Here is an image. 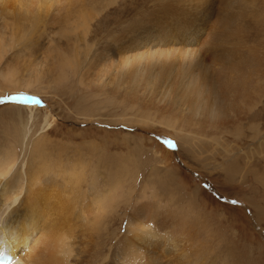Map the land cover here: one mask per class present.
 <instances>
[{
  "label": "bare ground",
  "instance_id": "bare-ground-1",
  "mask_svg": "<svg viewBox=\"0 0 264 264\" xmlns=\"http://www.w3.org/2000/svg\"><path fill=\"white\" fill-rule=\"evenodd\" d=\"M42 1L57 2L53 8L44 3L51 14L48 22L54 25L51 30L57 36L52 39H58L55 46L48 43L47 35L38 27L43 40L38 36L30 47L27 43L21 47L20 42H27L26 21L29 19L22 10L28 11V6L20 7L21 10L11 8L9 0L3 6L0 4V62L16 46L17 57H13L16 59L27 48L28 52H33L29 55L38 56L39 51L44 57L46 55L45 58L42 56L43 60L42 57L33 61L18 58L20 64L25 63L24 69H19L21 71L14 69L10 59V66L3 64L4 70L8 66L15 70L13 73L20 72L15 88H23L26 92L46 89L55 77L61 79L57 76L59 73L69 69L80 75V81L85 78L92 87L106 88L112 95L119 94L127 99L139 95L141 100H146V95L152 96L146 101L155 105L154 111L167 112L178 118L180 121L173 123L178 129L182 126L192 131L191 126L198 125L203 130L207 124L219 128L231 117L241 123L248 109L247 114L254 115L252 104L258 100L264 84V60L258 56L264 38L258 37L262 29L252 25L249 30L245 21L257 9L249 10L261 7L262 0H156L159 12L166 20L151 16L139 26H128L121 37L117 35L119 38L107 40L100 51H92L93 47L89 46L83 48L81 39L89 38V22L111 2L104 1L101 6V0ZM35 11L30 12L33 15ZM57 15L62 16L56 18ZM40 17H37L39 20H33V16L31 19L44 27V21H41L44 17ZM206 17L209 18L204 20ZM4 18H7L6 22ZM263 19L264 5L255 20L261 22ZM202 20L209 21L210 25L207 29L201 27L206 34L201 46L195 48L193 41L202 34L197 27ZM172 36H177V41H171ZM177 44H183L185 48ZM25 56L23 58H28ZM33 107L36 105L30 107L27 102L24 105L28 110L26 115L19 112V124L11 121L16 129H10L8 133L21 147L13 146L11 140L12 146L0 141V253L9 251L14 256L12 264H216L212 256L214 249L198 237L200 234L197 235L196 229H189L184 217L181 221L171 218L175 211H170V207L161 213L167 216L161 217L152 213L150 204L138 207L128 222V234L124 237L120 257L117 260L114 255L112 257L115 249L111 248L101 259L106 246L96 239V235L103 229L96 230L90 240L81 235V174L77 172L81 169V154L75 150L69 153L68 149L61 150L60 147V151H48L49 144L45 146V141L42 143L38 138L28 142L34 130H31L35 116ZM44 124H49L46 117ZM55 153L59 155L54 156ZM21 155L23 158L20 159ZM235 165L230 168V173L237 172L236 168L239 170ZM169 195L175 197L173 193ZM140 196L145 198L146 192ZM148 215L156 218L149 220ZM161 222H167V227ZM150 225L151 231L143 229ZM103 236L104 231L98 234L100 239ZM196 246L198 248H194ZM222 264H226V258L222 259Z\"/></svg>",
  "mask_w": 264,
  "mask_h": 264
},
{
  "label": "rangeland",
  "instance_id": "rangeland-1",
  "mask_svg": "<svg viewBox=\"0 0 264 264\" xmlns=\"http://www.w3.org/2000/svg\"><path fill=\"white\" fill-rule=\"evenodd\" d=\"M9 1L12 2L9 3L12 4L11 8L29 7L28 11L22 10L27 13L29 19L26 21L27 42H20L21 47L24 43L30 47L38 36L42 41L43 33L47 35L48 43L57 45L55 42L58 39L53 40L57 36L51 30L54 25L48 22L51 14L47 11L48 5L45 6L53 1L49 3L42 0ZM104 1L111 3L97 18L89 22V26L91 25L89 38L81 39L83 48L89 46L93 47L92 51L95 49L100 51L107 40L119 38L117 35L121 37L128 26H139L151 16L154 19L166 20L159 12L156 0H101L99 5L104 6ZM4 2L8 3V0H0L1 6ZM31 2H35L33 6L36 7L31 6ZM262 2L261 7L256 6L257 8L249 10L252 12L259 9L245 21L249 30L255 25L262 29L258 34L259 38H264V19L259 22L255 18L263 9L264 0ZM56 3L50 6L53 8L57 6ZM204 5L207 6L209 3ZM52 8L50 10L54 11ZM32 10L43 15L38 16L34 13L32 15ZM32 16L33 20L34 18L39 20L38 18L43 16L41 21H44V27H41V23L37 24L38 21H33ZM61 16L57 15L56 18ZM6 19L4 18L5 22ZM204 20L197 25L202 34L195 37L193 41L195 48L201 46L200 43L206 34L201 27L207 29L210 25L209 21ZM36 28L38 30L42 28L43 33ZM20 34L22 31L18 35ZM180 38L186 42L184 37ZM177 39V36H172L171 41ZM27 49H23V52L24 50L26 52L22 53L28 58H23V54L18 58L33 61L36 57H44L41 51L38 56L29 55L33 52L31 53V50L28 52ZM11 51L2 59V63L0 62V141L6 146L9 144L12 146L14 143L13 146L16 148L21 147L8 131L16 129L13 127V121L19 124V112L26 115L28 110L24 105L28 102L30 107L36 105L33 107L35 116L31 126V130L34 129L36 133L32 131L33 136L28 142L31 140L34 142L38 138L42 139L39 140L42 143L45 141L43 143L45 146L50 145L47 146L48 151H60L58 149L60 147L61 150H69V153L75 150L81 154V169L77 170L81 174V209L83 208L81 235L90 240L96 230L103 229L100 232H105L103 236L105 238H98L100 232L96 235V239L106 246L101 259L105 256L104 252L111 248L116 252L112 257L114 255L116 260L120 257L124 237L128 234V222L135 216L138 207L150 204L152 213H158L161 217L167 216L161 213L169 207L170 211H175V216L170 215L171 218L181 221L184 217L183 221H187L189 229H196L197 235L200 234L198 237H202L207 246L214 249L212 256L215 257L216 264H222L224 258L226 264H264V84L258 94V100L254 101L253 107L251 106L253 116L250 112V115L247 114L248 109L245 110L246 114L241 115L243 118L241 123L231 117V120L219 128H216L217 125L207 124L202 130L198 125H192L191 131L182 126L179 129L175 128L173 123L180 120L171 117L169 113L154 111L155 105L146 101L152 96L146 95V100H141L139 95L134 99H127L119 94L112 95L105 90L106 88L92 87L85 78L80 81V75L73 74L69 69L59 73L57 76L61 79L55 77V81L46 89L26 92L27 90L23 88H15L19 84L15 82L20 72L17 71V74L13 71L15 68L24 69L25 63L20 64L18 58H13L17 57L15 51H18V46ZM262 55L264 43L258 50V56L264 60ZM43 57L42 60L46 55ZM9 59L14 63L12 65L14 69L6 65L8 69L5 67V70L8 71L4 72L3 64L9 63V66L12 64ZM138 91L140 92V89ZM24 96L37 97L42 103L21 99ZM7 97L16 99H5ZM239 104L245 105L242 102ZM45 117L48 125L44 124ZM41 131L45 133L41 134ZM41 135L44 137H40ZM168 140L174 141L175 147L168 146L166 143ZM27 147L29 148V145ZM235 164L239 170L236 168L237 172L230 173V168ZM143 191L146 192L145 198L140 196ZM169 193H173L175 197H170ZM148 217L149 220L156 218L149 215ZM161 224L167 227V222ZM151 227L150 225L143 229L151 231Z\"/></svg>",
  "mask_w": 264,
  "mask_h": 264
},
{
  "label": "snow or ice",
  "instance_id": "snow-or-ice-1",
  "mask_svg": "<svg viewBox=\"0 0 264 264\" xmlns=\"http://www.w3.org/2000/svg\"><path fill=\"white\" fill-rule=\"evenodd\" d=\"M5 99H16V97H7ZM21 99H23V100H34L37 104H41L42 103V101L39 98L34 97V96H24V97H21ZM166 143L170 147H175V142L172 141V140H168V141H166Z\"/></svg>",
  "mask_w": 264,
  "mask_h": 264
}]
</instances>
